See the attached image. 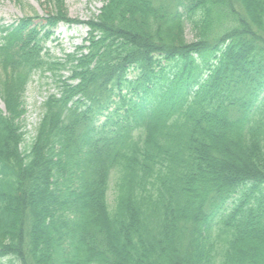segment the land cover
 I'll return each instance as SVG.
<instances>
[{
	"label": "trees",
	"instance_id": "trees-1",
	"mask_svg": "<svg viewBox=\"0 0 264 264\" xmlns=\"http://www.w3.org/2000/svg\"><path fill=\"white\" fill-rule=\"evenodd\" d=\"M100 2L0 23V264H264V0Z\"/></svg>",
	"mask_w": 264,
	"mask_h": 264
},
{
	"label": "rangeland",
	"instance_id": "rangeland-1",
	"mask_svg": "<svg viewBox=\"0 0 264 264\" xmlns=\"http://www.w3.org/2000/svg\"><path fill=\"white\" fill-rule=\"evenodd\" d=\"M66 12L69 18L87 21L98 14L102 4L100 0H64ZM48 13L44 0H0V21L3 24H11L24 17L37 16L35 22H40ZM86 28L82 26L58 25L46 44V49L53 58L63 59L66 54L72 53L75 48L82 45L86 37ZM186 40L194 39L193 33L186 30ZM64 77L67 76L63 73ZM56 93V87L51 76L47 73L35 74L29 83L25 93L26 115L24 117V143L27 144L34 136V128L40 117V106L46 97ZM0 109L3 105L0 101ZM116 178L112 176L109 184L108 200L113 202L116 197Z\"/></svg>",
	"mask_w": 264,
	"mask_h": 264
}]
</instances>
